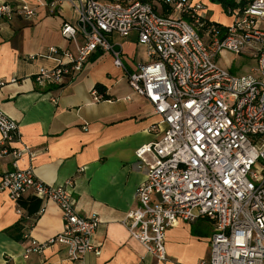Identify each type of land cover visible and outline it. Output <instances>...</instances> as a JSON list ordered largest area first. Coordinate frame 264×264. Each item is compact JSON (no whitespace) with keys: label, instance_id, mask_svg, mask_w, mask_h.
<instances>
[{"label":"built area","instance_id":"2783aa9c","mask_svg":"<svg viewBox=\"0 0 264 264\" xmlns=\"http://www.w3.org/2000/svg\"><path fill=\"white\" fill-rule=\"evenodd\" d=\"M232 1L224 6L230 16L226 23L208 18L210 0L0 4V20L15 15L31 19L40 7L55 13L69 4L74 10L75 20L64 21L61 29L72 46L63 49L56 66L38 70L39 86L61 84L67 75L81 71L95 51L103 50L124 70L133 91L152 104L158 120L150 133L156 139L135 151L147 173L136 189V206L123 222L147 253L161 261L168 259L170 227L208 219L215 230L210 253L199 264H264V0ZM134 31L148 61L130 70L111 36L127 37ZM225 51L252 55L258 65L250 74L235 75L218 62ZM5 83L0 80V87ZM94 93L104 99L97 89ZM0 133V155H11L14 167L3 174L0 191L18 205L33 190L63 212V229L44 241L28 236L24 257L53 244L64 245L71 260L100 252V219L79 213L74 182L48 184L33 167H19V160L34 152L23 141L18 121L1 107ZM18 212L23 213L20 207Z\"/></svg>","mask_w":264,"mask_h":264},{"label":"crops","instance_id":"0c3cea01","mask_svg":"<svg viewBox=\"0 0 264 264\" xmlns=\"http://www.w3.org/2000/svg\"><path fill=\"white\" fill-rule=\"evenodd\" d=\"M74 20L69 4L55 13L40 7L31 19L15 15L0 20V80L6 82L0 87V107L18 121L23 141L34 152L24 155L19 167H33L48 184L74 182L79 213L100 219L96 241L101 250L71 260L64 245L53 244L24 257L29 238L44 241L63 229L62 209L33 190L22 195L19 206L0 191V264H199L210 253L215 230L211 220L179 221L170 227L165 261L148 254L123 222L136 206V189L147 173L135 151L156 139L150 127L158 116L149 100L130 87L112 54L95 51L81 71L67 75L59 85L36 83L38 70L56 66L63 49L72 46L61 29L64 21ZM111 40L122 47L130 70L148 61L147 52L139 60L136 57L138 47H143L137 32L127 37L113 33ZM97 84L106 87L108 99L96 98ZM12 163L11 155H0V181L14 168Z\"/></svg>","mask_w":264,"mask_h":264},{"label":"rangeland","instance_id":"374dc122","mask_svg":"<svg viewBox=\"0 0 264 264\" xmlns=\"http://www.w3.org/2000/svg\"><path fill=\"white\" fill-rule=\"evenodd\" d=\"M223 2L210 0L209 7L207 9V16L209 19L228 22L230 16L224 12ZM223 7V9H222ZM120 48V46H118ZM128 51L132 52L131 45L127 46ZM147 49L145 47H138L136 57L139 60L146 56ZM218 62L226 69L230 70L235 75H246L252 73L251 68L258 65L257 59L247 53L234 55L232 52L225 51L218 56ZM126 63V62H125Z\"/></svg>","mask_w":264,"mask_h":264},{"label":"trees","instance_id":"16d2710c","mask_svg":"<svg viewBox=\"0 0 264 264\" xmlns=\"http://www.w3.org/2000/svg\"><path fill=\"white\" fill-rule=\"evenodd\" d=\"M152 1V0H151ZM212 2H215V1H219V2H224L225 4H230V3H232L233 1L232 0H211ZM156 6V8L158 7V5H155ZM165 12V11H164ZM185 17V16H184ZM209 22V24H213L212 22H210V21H208ZM215 24H217V26H219V28H222L221 30H222V32H224V30H226V28L225 27H221V25L219 24V23H215ZM200 32H202V30H200ZM95 89H97L100 93H102V95H103V98L104 99H108L109 98V96L106 94V87L103 85V84H97L96 86H95Z\"/></svg>","mask_w":264,"mask_h":264}]
</instances>
